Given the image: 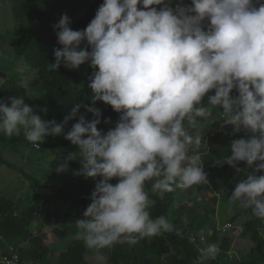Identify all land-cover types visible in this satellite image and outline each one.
I'll list each match as a JSON object with an SVG mask.
<instances>
[{
	"label": "clouds",
	"instance_id": "1",
	"mask_svg": "<svg viewBox=\"0 0 264 264\" xmlns=\"http://www.w3.org/2000/svg\"><path fill=\"white\" fill-rule=\"evenodd\" d=\"M186 1L103 0L80 30L64 14L53 25L62 47L53 49L55 62L48 70L88 63L93 71L91 103H76L62 122L43 119L23 96L0 99V133L23 135L35 148L48 136L63 135L77 151L55 171H67L69 161L79 159L74 175L100 178L83 218L75 221L74 238L88 249L166 233L183 239L187 218L177 224L164 215L153 217L157 201L146 184L152 182L151 193L162 200L176 188L208 182L199 163L208 141L199 133L198 118L207 120L214 110L221 116L217 130L232 126L233 134H244L215 165H230L238 174L245 171L240 162L255 165L231 191L229 211L238 204L264 220V174H259L264 172V0ZM97 102L119 113L106 132L98 128ZM200 241L205 246L193 264L215 260L218 244H208L203 233Z\"/></svg>",
	"mask_w": 264,
	"mask_h": 264
},
{
	"label": "trees",
	"instance_id": "2",
	"mask_svg": "<svg viewBox=\"0 0 264 264\" xmlns=\"http://www.w3.org/2000/svg\"><path fill=\"white\" fill-rule=\"evenodd\" d=\"M102 0H12L11 10L14 25L0 32V48L8 46L12 52L21 58L25 65L30 66L34 71V85L29 81L27 85L9 78L0 70V99H7L11 96H23L24 101L33 107L34 111L42 118L62 122L76 103L90 104L89 97L92 92L79 85V69H68L61 66L58 71H49L48 64L54 63L53 49L62 47L57 42L56 30L53 25L58 23L60 18L67 14L71 18V27L74 30L83 29L94 18L97 5ZM84 21V22H83ZM35 88V92L34 89ZM38 88V91H37ZM39 92V93H38ZM10 103V102H9ZM96 107L102 110V122L98 128L106 132L114 127L119 119L110 105L97 102ZM81 113L85 112L81 108ZM87 118L91 120L92 114L88 113ZM110 118V123L103 121ZM78 121V117L69 122L65 132L70 130L72 124ZM208 122V120H207ZM227 127L218 135L209 136L208 143L213 147L211 159L222 158L230 154V140ZM224 135L226 136H223ZM59 137L53 144V138ZM47 147L62 146L71 144L63 135L48 136ZM226 138L228 140H226ZM41 148V146H40ZM38 148V149H40ZM42 149V148H41ZM64 152V156H67ZM0 163L16 171H21L30 180L33 188L32 199L34 204L19 209L16 202L6 196L0 195V239L8 241L20 240L27 245H14L21 259L29 264H51L50 256L53 251L45 244L38 243L42 237L32 235L29 223L33 218L42 217V222L52 226L53 231L62 236L73 230L69 218L80 216L91 203L90 195L100 179L85 178L82 175H74L73 171L81 167L77 161H69V168L64 172H56L53 169L48 171L47 177L53 181L51 187H47L42 179L22 171L16 165L8 161L0 150ZM258 163V162H257ZM239 166L245 171L237 173L230 165L224 164L216 168L221 173L220 177L211 175L212 181H223L234 178L235 182L244 179L246 173L254 171L255 165L249 167L246 162H240ZM259 174H264L261 172ZM116 183L114 179L112 181ZM151 183L146 184L151 198L156 199L157 204L152 211L153 217L164 215L169 221L177 224L182 223V217H186L188 225L184 230L183 239L174 234H164L154 238H145L134 244L117 243L110 249V264H193L199 256L198 249L204 247L198 237L202 231L208 244H218L220 252L215 260L206 261L205 264H264V243L260 239L259 222L260 218L252 215L250 209H240L239 217L242 220L243 230L241 237L250 238L254 242V248L243 256L240 261L231 262L229 251L233 250V237L222 235L217 230L215 220L208 211L198 214L194 211H180L177 208L178 189L165 193L161 200L158 195L151 193ZM211 227V228H210ZM196 238V239H194ZM6 252V251H5ZM3 252V253H5ZM90 249L86 248L83 242L71 243L65 251L60 252L58 264H86ZM169 256V262H164V257ZM233 256V255H232Z\"/></svg>",
	"mask_w": 264,
	"mask_h": 264
},
{
	"label": "rangeland",
	"instance_id": "3",
	"mask_svg": "<svg viewBox=\"0 0 264 264\" xmlns=\"http://www.w3.org/2000/svg\"><path fill=\"white\" fill-rule=\"evenodd\" d=\"M11 2L12 0H0V32H4L6 28H11L14 25ZM101 3H103V0L100 4ZM100 4L97 5V8ZM97 8L95 10H97ZM84 28L86 27L83 26V29ZM0 70L4 71L9 78L15 79L27 85L29 88H31V85L28 84L30 83L29 81L33 82L32 86L34 85V71L31 70L30 66L25 65L20 57L17 58L16 54L6 45L4 48H0ZM92 71L88 63L81 65L79 68V85L90 91L91 89L88 87V77ZM0 83H3L2 78H0ZM33 90L35 92V88ZM218 112L219 110H214L213 116L207 119L208 122L207 120L198 118L202 125V128L199 129V133L205 136L207 141L209 136L218 135L221 131L217 130L221 122V116ZM197 131V129L189 128V132L192 135H196ZM228 134V139L230 138V140L241 138L244 135L243 133L233 134L232 130L228 131ZM223 136L226 135L223 133ZM58 138L59 137L53 138L51 144ZM228 139L226 138V140ZM48 142L49 140L46 137L41 143L42 149H38L33 147L23 135L9 138L0 133V150L3 152V156L22 171L42 179V182L47 187H51L53 181L56 179L52 180L47 177L48 171L51 172L59 163H63L66 157L64 156V152H75L77 151V146L69 144L58 147L50 145V147H47ZM213 152L214 149L209 143L206 149L200 150L201 160L199 163L208 174V182L194 185L188 189L177 188L179 193L177 208L182 212L194 211L198 214L208 211L210 216L215 220L217 226H223L228 222L232 223L234 227L231 232L228 233L229 236L233 237V250L229 252L233 255V259L230 261L238 263L243 256H246L250 250L254 248V242L250 238H243L240 235L243 227L242 220L238 218L241 209L238 204L233 205L231 211H229L228 198L237 184V182H235L236 180L232 178L223 181L222 184H218V181H212L210 178L211 175L216 178L221 176V173L216 168L215 160L210 157L213 156ZM189 154L192 155L194 153L190 150ZM75 161L79 162V159ZM32 193L33 188L31 187V182L21 171H16L0 163V195L13 199L17 206H19V209H23L34 204ZM80 217L81 215L76 218H69L74 231L62 236L56 234L52 226L43 223L40 215L39 218H33L28 224L31 228L32 235H39L42 237L41 239L43 240H40L38 243L42 242V244L50 247L53 251V254L49 257L51 264H58L57 257L60 252L67 249L69 244L82 242L74 238L78 231L75 221ZM258 227L260 239L264 243V220H260ZM9 243L19 245L21 242L20 240L8 241L0 239V247L1 245ZM20 245H25V243H21ZM110 249L111 248H105L99 251L90 249L86 264H110ZM164 262H169L168 255L164 257Z\"/></svg>",
	"mask_w": 264,
	"mask_h": 264
},
{
	"label": "built area",
	"instance_id": "4",
	"mask_svg": "<svg viewBox=\"0 0 264 264\" xmlns=\"http://www.w3.org/2000/svg\"><path fill=\"white\" fill-rule=\"evenodd\" d=\"M184 2L190 3V2H187L186 0H184ZM233 227H234L233 224L228 222V223L224 224L223 226H217V230L222 235H228V233L231 232ZM201 233H203L205 236V233L203 231ZM201 233L198 234L199 239H200ZM194 239H196V238H194ZM231 257H232V255H231ZM0 264H25V262L21 259L16 247L11 245V246H9V248L7 249V251L5 253H0Z\"/></svg>",
	"mask_w": 264,
	"mask_h": 264
},
{
	"label": "crops",
	"instance_id": "5",
	"mask_svg": "<svg viewBox=\"0 0 264 264\" xmlns=\"http://www.w3.org/2000/svg\"><path fill=\"white\" fill-rule=\"evenodd\" d=\"M9 244L1 245L0 253L5 252L8 249V247L11 245V244L10 245ZM25 245H27V243H25ZM25 264H27V263H25Z\"/></svg>",
	"mask_w": 264,
	"mask_h": 264
}]
</instances>
